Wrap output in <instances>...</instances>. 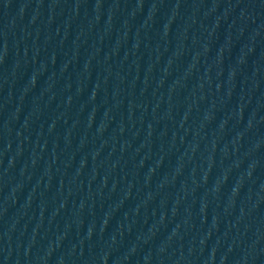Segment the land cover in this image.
I'll list each match as a JSON object with an SVG mask.
<instances>
[{
	"label": "water",
	"instance_id": "1",
	"mask_svg": "<svg viewBox=\"0 0 264 264\" xmlns=\"http://www.w3.org/2000/svg\"><path fill=\"white\" fill-rule=\"evenodd\" d=\"M0 264H264V0H0Z\"/></svg>",
	"mask_w": 264,
	"mask_h": 264
}]
</instances>
